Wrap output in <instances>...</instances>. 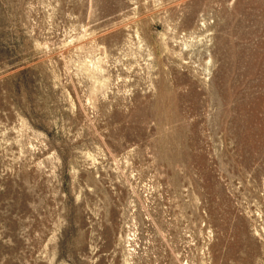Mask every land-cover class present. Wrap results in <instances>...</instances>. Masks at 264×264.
Listing matches in <instances>:
<instances>
[{"label":"rangeland","instance_id":"374dc122","mask_svg":"<svg viewBox=\"0 0 264 264\" xmlns=\"http://www.w3.org/2000/svg\"><path fill=\"white\" fill-rule=\"evenodd\" d=\"M0 264H264V0H0Z\"/></svg>","mask_w":264,"mask_h":264}]
</instances>
